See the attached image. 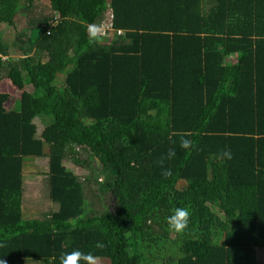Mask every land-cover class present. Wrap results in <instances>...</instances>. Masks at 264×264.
Listing matches in <instances>:
<instances>
[{
  "label": "trees",
  "instance_id": "obj_1",
  "mask_svg": "<svg viewBox=\"0 0 264 264\" xmlns=\"http://www.w3.org/2000/svg\"><path fill=\"white\" fill-rule=\"evenodd\" d=\"M1 25L21 91L16 110L0 93L4 264H264V0H0ZM45 157L57 209L26 219L23 170ZM91 182L112 209L86 212Z\"/></svg>",
  "mask_w": 264,
  "mask_h": 264
},
{
  "label": "rangeland",
  "instance_id": "obj_2",
  "mask_svg": "<svg viewBox=\"0 0 264 264\" xmlns=\"http://www.w3.org/2000/svg\"><path fill=\"white\" fill-rule=\"evenodd\" d=\"M46 2L47 0H35ZM24 27V19L17 18V28L21 29ZM0 28L3 31H8V27L1 25ZM60 77L59 80H61ZM28 88V86H26ZM20 90L12 85L11 81L6 77L0 76V93L5 97L4 106L7 109L16 110L19 107L20 99ZM37 125V135L40 134L44 128V121L40 118L34 120ZM63 165L67 170L73 172L80 178H84L88 169L80 168L72 164L69 160H63ZM48 172V159L45 158H35L30 161L23 170V194L21 200L22 206V215L23 218L33 219V218H42L44 213H47L52 210L57 209V205L52 203L48 198L49 184L47 180ZM98 181L103 182L104 176H98ZM98 192L96 184L93 182L86 189L85 199H86V212L93 209L94 212L98 213L102 210L103 205H106L108 208H113L114 199L109 193H103V198H98ZM97 196V197H96ZM88 213V212H87ZM258 261L264 263V248H257ZM95 264H106L104 261L96 258Z\"/></svg>",
  "mask_w": 264,
  "mask_h": 264
},
{
  "label": "clouds",
  "instance_id": "obj_3",
  "mask_svg": "<svg viewBox=\"0 0 264 264\" xmlns=\"http://www.w3.org/2000/svg\"><path fill=\"white\" fill-rule=\"evenodd\" d=\"M189 141L184 140L182 142L183 147H188ZM230 157V153H225ZM189 211L186 208H175L172 210L171 215L167 217V224L175 231H181L188 223ZM96 258L91 253H84L76 249L70 253H62L60 256V264H95ZM0 264H4V261L0 260Z\"/></svg>",
  "mask_w": 264,
  "mask_h": 264
},
{
  "label": "built area",
  "instance_id": "obj_4",
  "mask_svg": "<svg viewBox=\"0 0 264 264\" xmlns=\"http://www.w3.org/2000/svg\"><path fill=\"white\" fill-rule=\"evenodd\" d=\"M111 18H112V12L110 10L106 12L105 21L102 22L103 25L102 30H104L108 25H109L108 28H111ZM117 32L121 33V30H118Z\"/></svg>",
  "mask_w": 264,
  "mask_h": 264
},
{
  "label": "crops",
  "instance_id": "obj_5",
  "mask_svg": "<svg viewBox=\"0 0 264 264\" xmlns=\"http://www.w3.org/2000/svg\"><path fill=\"white\" fill-rule=\"evenodd\" d=\"M226 60L229 61V62L234 61V60H235V55H234V54H233V55H229V56L226 58ZM2 95H3V94H2Z\"/></svg>",
  "mask_w": 264,
  "mask_h": 264
}]
</instances>
